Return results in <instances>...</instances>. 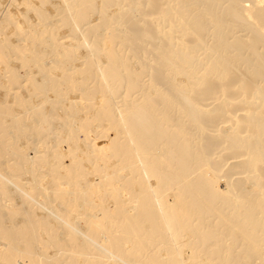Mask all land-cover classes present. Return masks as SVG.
<instances>
[{
	"label": "bare ground",
	"instance_id": "1",
	"mask_svg": "<svg viewBox=\"0 0 264 264\" xmlns=\"http://www.w3.org/2000/svg\"><path fill=\"white\" fill-rule=\"evenodd\" d=\"M0 264H264V0H0Z\"/></svg>",
	"mask_w": 264,
	"mask_h": 264
},
{
	"label": "rangeland",
	"instance_id": "2",
	"mask_svg": "<svg viewBox=\"0 0 264 264\" xmlns=\"http://www.w3.org/2000/svg\"><path fill=\"white\" fill-rule=\"evenodd\" d=\"M117 100H119V99H117ZM61 219V218H60Z\"/></svg>",
	"mask_w": 264,
	"mask_h": 264
}]
</instances>
